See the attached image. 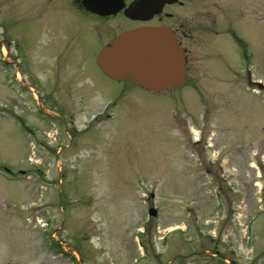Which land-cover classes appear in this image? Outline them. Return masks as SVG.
Masks as SVG:
<instances>
[{"label":"rangeland","instance_id":"rangeland-1","mask_svg":"<svg viewBox=\"0 0 264 264\" xmlns=\"http://www.w3.org/2000/svg\"><path fill=\"white\" fill-rule=\"evenodd\" d=\"M50 2L0 0V264H264V0L166 9L186 72L158 93L114 84L88 58L85 76L66 73L59 42L73 17ZM125 23L92 21L94 56ZM14 41L87 132L32 115L4 63ZM7 104L37 125L33 136ZM170 228L179 234L162 240Z\"/></svg>","mask_w":264,"mask_h":264},{"label":"flooded vegetation","instance_id":"flooded-vegetation-1","mask_svg":"<svg viewBox=\"0 0 264 264\" xmlns=\"http://www.w3.org/2000/svg\"><path fill=\"white\" fill-rule=\"evenodd\" d=\"M49 1H52L50 2L51 3L50 5L51 7L54 8V11L68 13L73 17V24H74L73 32H69V37H67L66 35L65 36L62 35L61 41L59 42V51H58L59 57L60 58L64 57L65 59H68L69 57V59L72 62L71 64H66V66H68L66 69V73L79 72L80 74H83L82 76H85L84 66H82L80 63L82 64L86 63V60L88 58L89 61L91 60V62L92 61L94 62V65L96 66V69L100 72V74L114 84L132 85L147 93L165 92L168 89L173 88V87H169L167 89H160V90L147 89L142 84L137 83L128 77L123 78L121 80L112 79L98 69L96 65L97 55L94 56V50H93L94 48H93L92 21L96 20L98 22H103L121 16L124 17L123 11L118 12L115 16L101 17L86 9L81 4L82 0H49ZM133 1L135 0H129L128 2L125 1V6H127ZM175 6H182V2H176L174 4L164 6L161 14L155 16L151 21L148 22L132 21L124 17L128 23H125L122 27H119L103 46L107 45L110 41H112L114 38L118 37L120 34L124 32L141 29V28H147V27H154V28L165 27L171 30V32L175 35L176 30L170 28L169 25L163 23V21H161L160 19L162 13H164L166 9ZM76 13H79L85 19L84 24H79L76 22L77 17L74 16V14ZM164 14L166 18H171L170 14L168 13H164ZM125 25L126 27H124ZM84 33L88 36L87 38L88 42L85 45L83 43ZM30 61H31L30 55L22 49L19 43L15 42V44H13L11 53L10 52L6 53V60H4V63L7 65V67L14 70V74H16V78L14 76V79L17 86L20 87L22 92L29 93L32 96L31 100L33 99V101H35L32 111L30 110L32 115L36 116L39 120L40 118H42V120L48 121L53 126H57V127H61L62 122L65 121L66 126H68L70 129V133L73 134L75 133L78 135L80 132L83 133L87 132L88 130L87 126H84V128L83 129L81 128V130H77V128L75 129L74 120L71 118L73 117L74 112L70 114V112L73 111V107L71 109L68 106L60 104L57 98L44 87L37 74L31 69ZM16 79H18L22 84ZM73 79L74 78L68 79L69 87L72 85ZM67 95L73 98L71 94H67ZM107 105L108 104H103L101 110L103 111ZM7 106L9 110L8 117L10 118L12 123L18 125V130L20 131V133H22L24 136L25 135L33 136L35 132H37L36 129L37 125L31 122L28 116L22 110L18 109L16 106L12 104H8ZM76 110L77 109H75L74 111ZM100 116L101 114L94 115L93 117L91 115V117H89L88 119L89 120L88 122H91L92 125L96 122L98 123L100 120L99 118ZM69 138H71L70 135ZM51 145L49 144V142H46L44 144V148L47 149L46 150L47 153H51V151L55 153L57 152L58 149L62 148L59 144H55V147L53 149Z\"/></svg>","mask_w":264,"mask_h":264},{"label":"water","instance_id":"water-1","mask_svg":"<svg viewBox=\"0 0 264 264\" xmlns=\"http://www.w3.org/2000/svg\"><path fill=\"white\" fill-rule=\"evenodd\" d=\"M177 1L136 0L127 7L124 0H82L81 4L102 17L123 11L128 19L148 21L160 14L164 5ZM96 64L112 79L129 77L151 90L178 87L185 79L183 51L172 33L164 28H146L121 34L100 50ZM149 214L154 215L155 212L150 210Z\"/></svg>","mask_w":264,"mask_h":264},{"label":"bare ground","instance_id":"bare-ground-1","mask_svg":"<svg viewBox=\"0 0 264 264\" xmlns=\"http://www.w3.org/2000/svg\"><path fill=\"white\" fill-rule=\"evenodd\" d=\"M260 174V172H258Z\"/></svg>","mask_w":264,"mask_h":264}]
</instances>
